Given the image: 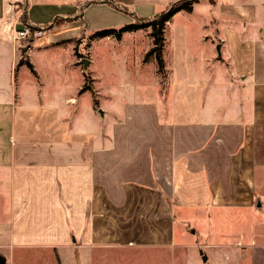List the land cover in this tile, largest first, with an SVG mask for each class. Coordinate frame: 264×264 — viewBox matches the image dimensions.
<instances>
[{
	"label": "crops",
	"instance_id": "obj_1",
	"mask_svg": "<svg viewBox=\"0 0 264 264\" xmlns=\"http://www.w3.org/2000/svg\"><path fill=\"white\" fill-rule=\"evenodd\" d=\"M173 1L0 0V248L10 256L0 262L41 252L43 264H264V0H199L192 19L174 14L162 69L147 55L153 29L150 46L144 27L124 32L117 40L154 65L117 88L128 99L101 86L91 51L86 89L84 70L68 84L73 70L48 73L33 57L66 47L72 67L77 15L96 21L99 7L125 25ZM21 23L47 27L31 32L33 69H13ZM231 248L236 259L212 257Z\"/></svg>",
	"mask_w": 264,
	"mask_h": 264
},
{
	"label": "rangeland",
	"instance_id": "obj_2",
	"mask_svg": "<svg viewBox=\"0 0 264 264\" xmlns=\"http://www.w3.org/2000/svg\"><path fill=\"white\" fill-rule=\"evenodd\" d=\"M17 0H12L13 3H15ZM110 13L107 12L106 10L96 7V21H92L89 17V20L85 19V23L82 25V30L85 32H92L94 30H98L101 28H108V27H120V25H114L112 24L113 22H110V19L112 16H109ZM160 15L157 14L152 17H147L144 18V20L148 21L145 22L147 26H145L142 36H143V42L142 44L140 43V46L145 45V41L149 42V46L151 45V38H150V32L152 31L154 25L150 24L152 20H155L158 18ZM23 16V13H22ZM21 16V18H22ZM184 19H192L190 12L186 11L185 15H183ZM151 20V21H149ZM22 25V26H21ZM21 27H28V24L21 23ZM46 25V24H44ZM42 28L35 27V30H38L41 32L38 36H43V27L45 26H39ZM81 43H79L78 48H77V55L78 57L76 58L77 64L73 65L70 67L68 65V61L70 60V54L69 51L66 47H61L57 49H52L49 51H39V49L33 50V57L35 61L40 65V67L48 71V73L51 72H57V70H73V73L71 74V79L69 80L68 84H73L75 85L76 83L79 82V76L80 72L79 70H85L90 72V67H89V59L91 57L92 52V57H93V64H92V69L95 70L98 74V78L100 79L99 83H101V86L107 90L108 92H111L112 94L118 96H121V98L128 99L132 96V94L127 93V92H122L120 90H117L122 83L125 85V81L128 80L129 82V73L131 70H143V77H148L150 76V70H153V66L151 63H148L146 65H142L143 60L139 59L141 57V53L139 49L137 50L136 53L132 52L134 51V43L131 41V38L125 37L122 41H118L117 38L113 39H107V40H99L96 43H93V46L90 49L86 46V40L85 37L82 39L81 38ZM31 45L35 48L39 47L38 42L37 43H29L25 44L23 43V46L20 47V59L23 54V50L21 49H27L24 54V59L28 57V52L29 49L31 48ZM148 46V47H149ZM148 49V48H147ZM143 58V57H142ZM19 59V60H20ZM148 61L152 60V57H147ZM18 60V61H19ZM85 61H87V66H85ZM8 67V66H7ZM10 68V65H9ZM14 70H17V66L13 68ZM116 79L117 82H116ZM51 78L48 77V83L50 82ZM166 80V79H165ZM167 82V81H166ZM99 84H96V98L98 100V96H100L99 91H98ZM120 91V92H119ZM138 97V96H137ZM88 100V97H84V103H86ZM100 101V100H98ZM109 101V100H108ZM118 102V101H117ZM100 105V102L98 106ZM235 249L232 248L227 251V252H214L212 257L215 260H220L221 256L224 258H228V261L232 259H236L239 254L238 252L234 251ZM0 251L5 254V256L10 259L8 250L4 248H0ZM26 256L25 259H21L19 261H16L15 264H43L42 257L43 254L41 252H29V255L27 253L24 254ZM197 259H200L199 257ZM203 261V260H202ZM204 264H214L213 259H209L207 263ZM232 264V261L230 262ZM241 264H249L246 262L242 261Z\"/></svg>",
	"mask_w": 264,
	"mask_h": 264
},
{
	"label": "trees",
	"instance_id": "obj_3",
	"mask_svg": "<svg viewBox=\"0 0 264 264\" xmlns=\"http://www.w3.org/2000/svg\"><path fill=\"white\" fill-rule=\"evenodd\" d=\"M199 0H176L171 2L170 4H168V6L164 9V11H162L159 15L158 18H156L155 20H149L151 21L150 24H153V41H154V46L151 48V50L148 52V56L149 55H156V58L158 60L159 63V67L160 69L163 68V59H162V49H163V43H164V27H165V23L177 12L182 11V10H188L191 11L193 9V6L196 2H198ZM213 2V0H211ZM94 1H91L90 3H93ZM120 7V6H118ZM77 17L81 18L82 23L84 24V17L77 15ZM145 22H148L146 20H144V18H139L137 17L135 22L133 23H129V24H125L122 25L120 27H108V28H103V29H99V30H95L92 33H87L84 31H82V37H80V39L78 41L81 40V38L83 39L85 37L86 40V46L90 47V42L92 40H95L96 38H101V37H107V36H113L114 38L120 39L122 34L126 31H130V30H135V29H139V28H143L145 26H147V24H145ZM29 25V24H28ZM47 27H53V22H51ZM45 27V28H47ZM29 30L31 32H34L35 27L29 25L28 26ZM23 50V54L21 56V59L18 61L17 67H20L23 64H27V66L31 69H33V65L31 64V62L28 59H24V54L25 51L27 49H21V51ZM84 75H85V85H84V89L86 88H90L91 87V76H90V72L89 71H85L84 70Z\"/></svg>",
	"mask_w": 264,
	"mask_h": 264
},
{
	"label": "built area",
	"instance_id": "obj_4",
	"mask_svg": "<svg viewBox=\"0 0 264 264\" xmlns=\"http://www.w3.org/2000/svg\"><path fill=\"white\" fill-rule=\"evenodd\" d=\"M17 35L16 38L18 40H23L25 44H28L32 42L33 39H31V31L29 30L28 27H23L17 30ZM39 34H41V32H39L38 30H36L33 34V36L35 37L38 36ZM20 47L23 46V44L19 45ZM24 47V46H23Z\"/></svg>",
	"mask_w": 264,
	"mask_h": 264
},
{
	"label": "water",
	"instance_id": "obj_5",
	"mask_svg": "<svg viewBox=\"0 0 264 264\" xmlns=\"http://www.w3.org/2000/svg\"><path fill=\"white\" fill-rule=\"evenodd\" d=\"M217 48L219 49V48H220V45H218V47H217ZM87 63H88V62H87V61H85V66H87ZM0 264H5L4 260H3V261H1V262H0Z\"/></svg>",
	"mask_w": 264,
	"mask_h": 264
}]
</instances>
